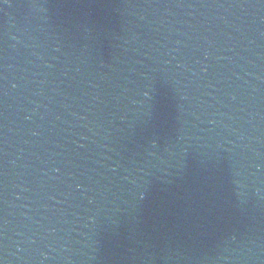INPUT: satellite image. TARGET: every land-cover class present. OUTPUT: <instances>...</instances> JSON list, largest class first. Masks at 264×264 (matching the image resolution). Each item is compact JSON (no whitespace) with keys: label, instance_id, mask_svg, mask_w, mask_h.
Wrapping results in <instances>:
<instances>
[{"label":"water","instance_id":"water-1","mask_svg":"<svg viewBox=\"0 0 264 264\" xmlns=\"http://www.w3.org/2000/svg\"><path fill=\"white\" fill-rule=\"evenodd\" d=\"M2 264H264V0H0Z\"/></svg>","mask_w":264,"mask_h":264},{"label":"snow or ice","instance_id":"snow-or-ice-1","mask_svg":"<svg viewBox=\"0 0 264 264\" xmlns=\"http://www.w3.org/2000/svg\"><path fill=\"white\" fill-rule=\"evenodd\" d=\"M0 264H2V261H0Z\"/></svg>","mask_w":264,"mask_h":264}]
</instances>
